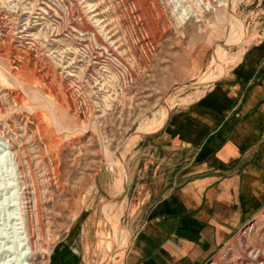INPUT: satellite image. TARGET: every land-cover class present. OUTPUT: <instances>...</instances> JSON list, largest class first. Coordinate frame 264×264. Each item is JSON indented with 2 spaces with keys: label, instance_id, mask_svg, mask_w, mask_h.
<instances>
[{
  "label": "rangeland",
  "instance_id": "374dc122",
  "mask_svg": "<svg viewBox=\"0 0 264 264\" xmlns=\"http://www.w3.org/2000/svg\"><path fill=\"white\" fill-rule=\"evenodd\" d=\"M204 2L0 0V41L10 47L7 60L0 57V128L6 127L12 151L23 146L35 155L36 146L28 134L30 124L26 125L24 118L49 125L44 139L57 156L60 181L59 187H45L37 175L36 192L27 189L25 195L13 155H3L0 264H123L128 238L141 220L145 193L140 194L136 187L139 184L146 189L152 182V168L158 170L155 179L160 180L166 167L159 159L146 160L145 132L153 130L168 110L202 94L222 75L207 78L200 88L193 86L198 75L223 53L225 43L230 41L228 51L237 54L249 45L246 41L251 44L264 36V0H234L228 10L225 5L218 6V13H205L211 20L208 24L193 16L188 19V12L196 14ZM182 12L188 14L180 25L177 17ZM16 47L50 71L51 83L30 70L26 77L29 74L35 79L24 77L16 82L11 75L16 72L11 66ZM186 83L190 86H183ZM49 84L59 89L60 96ZM6 89L14 90L18 105L6 103ZM33 90L37 94L34 100L29 96ZM39 165H35L36 171L43 167ZM146 168L149 171L144 174ZM124 196L127 207L117 234L118 202ZM26 210L43 222L45 250L35 257L28 245ZM254 222L259 224L249 229ZM245 226L249 230H240L227 242L234 246L233 252L225 257L224 247L213 260L229 264L236 255L235 264H242L243 240L251 248L264 247V208Z\"/></svg>",
  "mask_w": 264,
  "mask_h": 264
},
{
  "label": "crops",
  "instance_id": "0c3cea01",
  "mask_svg": "<svg viewBox=\"0 0 264 264\" xmlns=\"http://www.w3.org/2000/svg\"><path fill=\"white\" fill-rule=\"evenodd\" d=\"M169 112L143 139L146 160L166 167L136 187L141 220L123 264H208L264 208V36Z\"/></svg>",
  "mask_w": 264,
  "mask_h": 264
},
{
  "label": "bare ground",
  "instance_id": "6f19581e",
  "mask_svg": "<svg viewBox=\"0 0 264 264\" xmlns=\"http://www.w3.org/2000/svg\"><path fill=\"white\" fill-rule=\"evenodd\" d=\"M233 1L234 0H205L204 2V7L200 10L197 11L196 14H194V10H192L191 12H188V13H191L190 17H188V19H190L192 16L195 17L196 19H198L197 21H205L206 24L210 23L211 20L208 19V18H205V13H207V11H211V12H215V13H218V6L220 7L221 5H225L226 6V9H231V6L233 4ZM215 2H218L219 4L216 5ZM159 7V6H158ZM233 8V7H232ZM159 9V8H158ZM158 11V10H157ZM188 13H180L181 15L179 17H177V22L182 25L184 22H186L187 20V17H185V15H187ZM165 19V18H164ZM208 22V23H207ZM163 23H165V21H163ZM216 30V29H214ZM212 30V31H214ZM104 28H101V30L99 31L101 33V35H105L104 34ZM35 34V33H34ZM38 34V33H37ZM6 42V41H4ZM8 43V42H6ZM3 44L1 41H0V57H2L3 61L7 60V55L10 51V47L8 45ZM9 44V43H8ZM250 44V41H246L245 42V45H248ZM237 45V44H235ZM112 46V45H111ZM231 46V43L230 41H228L227 43H225L222 47V50H223V53L219 56H216L208 65L207 67V70L204 71L202 74L198 75V79L197 81H195V83L193 84V86H196L198 88L202 87V84H203V81H205L207 78H210V77H213L215 74H224L226 72V70L228 69L229 65L230 64H233L232 62H236V60L238 61V59L242 56V53H243V50L245 49V46L237 53V54H233L232 52H229L227 47H230ZM234 46V45H233ZM110 47V46H109ZM13 50V49H12ZM230 54V55H226V54ZM31 54V53H30ZM13 56V63L11 64V66L14 68V70L16 72H13L11 75L14 77V79L16 80V82L18 81L19 83L21 81H24L25 78H28V79H35L36 77H40L41 79L43 78L44 80L46 81H49L50 79V71H46V69L42 68V67H39L37 65L38 62L36 61H32L31 58L29 57V55L25 54V52H22L20 48L16 47L15 51L13 52L12 54ZM231 57H235V58H231ZM34 59V58H33ZM130 69V68H129ZM31 71L30 73H32V71L35 72V75L36 77L32 78L30 76V78L26 77V72L27 71ZM28 73V72H27ZM33 75V73H32ZM114 76V79L117 81L118 80V75L115 73L113 74ZM4 77V76H3ZM25 77V78H24ZM2 79V78H1ZM13 79V80H14ZM40 79V80H41ZM14 80V81H15ZM39 80V79H38ZM39 80V81H40ZM37 81V80H36ZM36 81H33L34 84L37 83ZM111 81V80H110ZM215 81V80H214ZM2 83V82H1ZM49 83H51V81H49ZM3 84V83H2ZM43 84V82H42ZM41 84V86H42ZM22 85V84H21ZM3 86V85H2ZM50 86V89L53 91V92H57V95L60 96V92H59V89L56 88L55 86H53L52 84H49ZM183 86L185 87H189L190 86V83H186V84H183ZM4 87V86H3ZM9 87V86H8ZM11 87V86H10ZM47 87V86H46ZM180 86H177L176 88H174L173 90L169 91L167 93L166 96H169L171 93H173L174 91H176L177 88H179ZM14 88V87H13ZM50 90V91H51ZM67 90V89H66ZM55 92V93H56ZM20 93V92H19ZM50 93V92H49ZM29 94V93H28ZM27 94V96H28ZM52 94V92H51ZM50 94V95H51ZM64 94V93H62ZM4 95V94H2ZM36 90H33V92H31L29 94V96H31L32 98L31 99H35L37 96H36ZM55 95V94H53ZM69 95V94H68ZM7 99L6 103H9L11 102L13 106V103L15 105H18V96L14 93V90L13 89H6L5 91V95H4ZM24 95L21 96V99ZM1 97V96H0ZM57 97V96H56ZM55 97V98H56ZM1 99V98H0ZM26 99V98H25ZM45 98H42V100H44ZM2 100V99H1ZM48 100V99H47ZM50 100H52L50 98ZM57 100V99H56ZM61 97H60V101H61ZM59 101V100H58ZM70 101V100H69ZM175 101H176V98H175ZM174 101V102H175ZM22 102H23V99H22ZM26 102V101H25ZM71 102V101H70ZM55 103V102H54ZM57 103V102H56ZM1 105V104H0ZM8 105V104H7ZM23 105V104H22ZM48 105V104H47ZM52 105V104H51ZM2 106V105H1ZM56 106V105H55ZM60 106H63V103H61ZM53 107V106H52ZM65 107V106H64ZM3 108V107H2ZM9 108V107H8ZM50 108V106L48 107V109ZM6 109V108H5ZM11 109V108H10ZM7 110V109H6ZM61 110V109H60ZM104 110V109H103ZM51 111V109H50ZM53 111V110H52ZM6 112V111H5ZM54 112V111H53ZM2 114H4L2 111H1ZM1 115V114H0ZM32 115V114H30ZM4 116V115H3ZM2 117V116H1ZM0 117V118H1ZM54 118V117H53ZM26 121V125L27 124H30V131H28V134H30V139L32 140V142L34 143V145L36 147H34V149L36 148V152L37 154L35 155H30L29 152H32L33 151H27L23 146L20 147L18 150L16 149V151H12V148L14 147L12 145V143L10 142V138L9 136L7 135V132L5 130V128H0V134L2 133V136L0 137V146H3L1 149H0V164L3 163L4 161V156L3 155H8V154H12L13 155V160H14V164H15V167L17 169V178L20 182V189L24 190L23 193H26L29 192L27 191V189H33V192H36L37 190V186L39 185L36 180H38L36 177L37 175H39V177H41L44 181V185L45 187H48V185L50 187H53V186H57L59 187L60 186V181H59V168H58V159H57V156L55 155V153L50 150L49 146L50 144L44 139V135L46 134L45 131L47 130V127H49V125L46 127V125L44 126L42 124L41 121H36L35 118L32 119L30 118L29 116H25ZM57 119V118H56ZM39 120V119H38ZM4 121V120H3ZM45 121V120H44ZM6 124V123H5ZM46 124V123H45ZM56 124V123H55ZM11 125V124H10ZM19 125V124H18ZM25 125V124H24ZM59 125V123L57 124ZM7 126V125H6ZM21 126V125H20ZM26 127V126H24ZM14 128V127H13ZM18 128V127H17ZM62 128V127H60ZM143 129L144 127H142L141 131L143 132ZM15 130V129H14ZM28 130V129H27ZM157 129H153L151 131H148V132H155ZM16 132V131H15ZM14 132V133H15ZM25 132V131H24ZM141 132V133H142ZM148 132H145V133H148ZM27 133V131H26ZM24 134V133H23ZM22 134V135H23ZM144 134V133H143ZM142 135V134H141ZM21 136V135H20ZM28 136V135H27ZM22 137V136H21ZM29 137V136H28ZM17 140V139H16ZM27 140V139H26ZM13 141H14V138H13ZM23 141V140H22ZM29 142V141H28ZM27 143V141H26ZM5 144V145H4ZM31 146V145H30ZM52 146V145H51ZM50 146V147H51ZM28 148V146H27ZM29 150V149H28ZM33 150V149H32ZM50 157H51V160H52V164L50 162ZM39 163H41L39 165ZM35 165H39L40 166H43L41 167L40 170L36 171L35 169ZM125 166V165H124ZM37 168V167H36ZM38 169V168H37ZM3 173V172H2ZM125 179H126V182H125V187L127 188V178H126V175H125ZM42 183V182H41ZM38 184V185H37ZM5 185V184H4ZM40 187V186H39ZM5 189H7V186H5ZM32 193V192H31ZM37 202V201H36ZM36 205V204H35ZM39 205V204H38ZM127 207V198L126 196H124L119 202H118V208H117V217H116V222H115V227L117 228V234H118V230L120 232L121 230V227H120V217L122 215L123 212H125V209ZM28 208V207H27ZM27 213H25V215L27 214V219H26V229L28 230L27 232L28 233V245H30L31 247V252L33 254V256L35 257L38 252L40 251H44L45 250V245H44V241H43V238L42 237V223H41V219L39 216H36L34 217L33 215H31L29 213V210H26ZM31 211V210H30ZM257 224H259L258 222H254L253 226L251 225V227H249L250 229L251 228H254ZM47 230V229H46ZM133 235V234H132ZM44 236V234H43ZM131 236H129L128 238V245H127V249H128V246H129V243L131 241ZM120 243V242H119ZM243 246H245V253H244V257L242 256V260H241V263H246L247 261L249 260H252V261H255V260H258L260 256H263V252H264V247L261 249H256V248H251V246L245 241L243 240L242 242ZM121 244V243H120ZM47 248V247H46ZM124 246H122V251L124 252ZM252 249V250H251ZM239 258V259H241ZM122 264V262H121Z\"/></svg>",
  "mask_w": 264,
  "mask_h": 264
},
{
  "label": "built area",
  "instance_id": "2783aa9c",
  "mask_svg": "<svg viewBox=\"0 0 264 264\" xmlns=\"http://www.w3.org/2000/svg\"><path fill=\"white\" fill-rule=\"evenodd\" d=\"M5 145V144H4ZM2 148V146H0V149ZM50 162H51V164H52V160H51V157H50ZM13 167H14V165H13ZM1 169H3L4 171L6 170V166H5V162L4 163H2V164H0V170ZM249 223V222H248ZM247 223V224H248ZM246 224V225H247ZM246 226L244 225V227H242V229H243V231H244V233L247 231V229L248 228H245ZM249 227H251V225L249 226ZM241 229V230H242ZM250 229V228H249ZM248 229V230H249ZM224 247H226L225 248V251H224V253H225V257H227L229 254H231V252H233V249H234V246L233 245H228V243L224 246ZM223 247V248H224ZM252 250V249H251ZM264 253V252H263ZM237 255H240L241 256V254H237ZM213 258V257H212ZM211 258V260L208 262V264H218V262H216L215 260H213ZM234 258H235V260H236V255L234 256ZM235 260H233V261H230V263L229 264H235ZM243 264H264V254H263V256H260L259 257V259L258 260H255V261H252V260H249V261H247L246 263H243Z\"/></svg>",
  "mask_w": 264,
  "mask_h": 264
},
{
  "label": "water",
  "instance_id": "95a60500",
  "mask_svg": "<svg viewBox=\"0 0 264 264\" xmlns=\"http://www.w3.org/2000/svg\"><path fill=\"white\" fill-rule=\"evenodd\" d=\"M126 193H127V188H126Z\"/></svg>",
  "mask_w": 264,
  "mask_h": 264
}]
</instances>
